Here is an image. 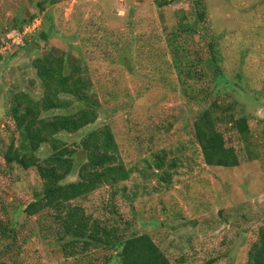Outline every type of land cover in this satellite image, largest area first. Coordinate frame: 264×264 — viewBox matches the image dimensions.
Instances as JSON below:
<instances>
[{
  "label": "rangeland",
  "instance_id": "rangeland-1",
  "mask_svg": "<svg viewBox=\"0 0 264 264\" xmlns=\"http://www.w3.org/2000/svg\"><path fill=\"white\" fill-rule=\"evenodd\" d=\"M159 1L62 0L38 11L37 0H0V221L6 229L5 234L0 231V262L93 264L63 254L48 210L33 215L23 211L40 191L41 180L34 167L7 165L3 157L11 139L8 130L14 129L5 113L10 96L24 91L40 97L31 61L50 48L64 53L67 69L73 62L81 64L101 104L95 123L60 136L71 144L89 128L109 124L125 165L132 169L117 185L123 191L112 195V187L101 186L76 200L85 212L110 220L108 209L114 203L121 226L124 220L132 224L129 231L148 233L174 264L245 262L264 225V0H203V21H198L192 0ZM35 18L37 28L23 34ZM180 23L218 42L230 83L218 89L225 86L222 97L246 114L254 143L255 157L240 151L238 166L203 161L193 134L203 103L183 95L182 87L192 85L200 92L207 83L186 79L183 85L166 42ZM19 29L23 31L17 35ZM43 31L51 33L47 40L41 38ZM195 39H188L191 47ZM161 148L175 162L168 183L152 165V152ZM49 151L42 145L36 155L43 158ZM115 253L99 248L88 257L102 264Z\"/></svg>",
  "mask_w": 264,
  "mask_h": 264
},
{
  "label": "trees",
  "instance_id": "trees-1",
  "mask_svg": "<svg viewBox=\"0 0 264 264\" xmlns=\"http://www.w3.org/2000/svg\"><path fill=\"white\" fill-rule=\"evenodd\" d=\"M59 1L62 0H37V10L43 11L46 5ZM169 1H159L158 5ZM192 1L198 21H203L206 17L203 0ZM22 25L24 23L20 22L19 26ZM50 35L43 31L41 38L47 40ZM192 37L197 39L194 47L188 42L190 38L194 41ZM166 42L183 85L186 79H194L195 84L207 83L200 92L192 85L182 87L183 95L195 100L199 97L203 103L193 122V134L204 163L235 167L240 163V151L254 158L246 114L222 97L225 86L218 89L219 84L230 83L224 74L216 39L203 32L197 33L189 24L180 23L178 28L168 32ZM31 66L40 82V97L36 99L24 91L14 92L5 110L14 124V129L8 130L11 139L3 154L5 163L13 162L24 170L34 167L41 180L40 191L26 203L23 211L28 215L43 209L50 212L55 239L66 256L80 257L81 261L95 264L94 259L88 257L89 251L105 248L114 249L116 253L105 258L102 264L115 260L119 264H174L148 233L129 231L132 224L124 220L121 226L114 203L109 205L108 220L93 217L76 202L101 186L112 187V195L118 189L123 191L117 185L130 177L132 169L125 165L109 124L89 128L71 144L60 136L76 133L98 118L101 104L91 92L92 80L81 64L73 62L67 69L64 53L50 48L34 57ZM52 111L55 112L51 114ZM220 126H224V130ZM235 143L239 144L238 148ZM42 145H47L50 151L40 158L36 152ZM151 160L159 179L168 183L174 160L167 158L165 148L153 151ZM0 231L6 233L1 221ZM243 264H264V225L258 228L257 238L251 243Z\"/></svg>",
  "mask_w": 264,
  "mask_h": 264
},
{
  "label": "built area",
  "instance_id": "built-area-1",
  "mask_svg": "<svg viewBox=\"0 0 264 264\" xmlns=\"http://www.w3.org/2000/svg\"><path fill=\"white\" fill-rule=\"evenodd\" d=\"M38 24H39L38 19H35L34 22H32L31 24L26 25V28H24L25 30L24 31L22 30L23 31V34L24 33H27L28 31L34 30V28H36ZM22 31L21 32L18 31V32H16V34L17 35H20L22 33ZM6 47H7V45H4L3 46V48H6Z\"/></svg>",
  "mask_w": 264,
  "mask_h": 264
},
{
  "label": "clouds",
  "instance_id": "clouds-1",
  "mask_svg": "<svg viewBox=\"0 0 264 264\" xmlns=\"http://www.w3.org/2000/svg\"><path fill=\"white\" fill-rule=\"evenodd\" d=\"M35 19H37V18H35ZM35 19H34V20H35ZM34 20H33L32 22H34ZM32 22H31V23H32ZM31 23H29V24H31ZM26 25H28V24H26ZM38 25H39V24H38ZM36 28H37V27H36ZM19 31H21V30H19Z\"/></svg>",
  "mask_w": 264,
  "mask_h": 264
}]
</instances>
